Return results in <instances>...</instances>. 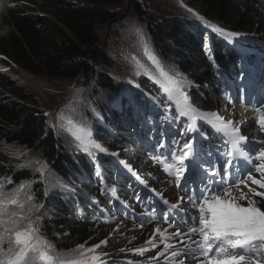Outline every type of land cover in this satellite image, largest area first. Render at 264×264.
Returning <instances> with one entry per match:
<instances>
[{"label":"trees","instance_id":"trees-1","mask_svg":"<svg viewBox=\"0 0 264 264\" xmlns=\"http://www.w3.org/2000/svg\"><path fill=\"white\" fill-rule=\"evenodd\" d=\"M126 1L2 0L0 3V148L8 146L14 149L13 153L28 152L25 160L41 159L38 169L44 168L41 178L40 172L32 167L34 164L11 162L0 153V182L7 192L21 184L28 186L32 203L42 205L36 213L40 216L41 232L59 254L70 258L78 255L80 245L85 249L100 245L95 252L99 257L96 264H141L160 246L149 236L137 248L128 246L111 226L118 202L126 201L132 187L129 184L132 175L129 178L123 170L131 168L129 173L134 175L141 171L133 168L125 152H120L123 148L120 142L104 127L113 129L123 141L137 144L142 133L151 132L154 137L157 129L167 126L169 141L163 147L166 150L184 146L192 134L187 119L179 115L160 88L148 79H138L128 69L132 50H123L119 67L106 49L99 47V30L116 20L118 15L114 11H120ZM187 1L201 7L209 20L224 24L227 31H236V35L237 32L263 35L264 0ZM7 5L9 8L5 9ZM128 6L145 21V35L163 58L195 72L203 70L204 80L212 83L215 90L221 76L235 73L238 57L225 55L232 52L222 51L218 37L219 40L213 37L200 48L202 37H199L203 32L196 38L179 27L177 20L158 22L134 0ZM208 28L215 34L212 27ZM247 55L252 59L251 54ZM97 59L105 67L100 76L91 65ZM5 66L11 68L9 75L1 71ZM20 72L63 83V89L85 74L86 80L75 87L78 95L71 101L78 100L77 109L89 124L92 137L110 141L105 151L92 147L83 151L72 135L65 138L52 129L51 118L44 114L39 97L15 78ZM207 94L192 91L189 104L203 110L209 102L204 99ZM117 100L119 107L110 105ZM129 120L135 132L127 130ZM175 131L180 135H171ZM196 132L199 141L202 129ZM157 147L161 148L159 143ZM120 176L124 179L117 178ZM26 195L25 187L23 200ZM145 202L141 200V205L145 206ZM261 202L264 204V199ZM140 249L146 250L140 254ZM109 254L113 257H107Z\"/></svg>","mask_w":264,"mask_h":264},{"label":"rangeland","instance_id":"rangeland-1","mask_svg":"<svg viewBox=\"0 0 264 264\" xmlns=\"http://www.w3.org/2000/svg\"><path fill=\"white\" fill-rule=\"evenodd\" d=\"M130 3L131 0H128L124 3L120 11L119 9L114 11L118 15L116 20L110 24H107L105 28L100 29L98 33L101 41L99 46L100 49H103V47L106 49V52L110 54L109 56L111 57L114 64H117L119 67H121L120 64H118V61L122 60L121 54L123 50L126 52H130V50H132V53L137 55L131 53L129 61L132 62V64L128 65V69L132 71V74L138 79H148L156 87H159L164 93L165 97L168 98V93L165 91V87H168L169 85L166 83L164 77H162L157 71L152 60L149 59V56L146 55L145 48H147L148 52L159 62V65L163 69L164 73H166L168 77L175 81L177 85H183L182 91L184 96L187 97V100H189L188 96L192 91L197 90L201 92L202 95L203 92H208L204 99L209 100V102L207 106L203 107V110L192 106L194 109L198 110L199 113H216L219 117L223 118L224 121H232L234 125L240 128V130L244 131L253 129L251 121L254 122V120H250L248 123H243L248 115L243 116V112L240 114L237 111L238 113H236V117H234L232 113L236 110L235 107L229 104L226 98L220 99L217 90L213 88V84L208 83L207 80H204L205 72L203 70H197L195 72L189 67L184 68L177 66L176 62L163 58V56H161L158 51L153 49L150 40L145 35L147 33L145 27L146 23L145 21L141 20L140 17L135 16L132 8L128 6ZM134 3L141 5V8L144 10V12L151 17L156 18L158 22L164 20H177L179 27L184 28V30H186L189 35L194 34L196 38L201 32H203L199 37V39L202 37L200 48H202V44L206 45V42H209L211 38H217L215 34L218 35V33L227 39V41H229L228 43L235 42L245 46L257 44L263 45L261 42H263L264 39L258 40L259 37L257 35L246 37L247 35L244 33L237 32L236 35V31H227L226 28L223 27L225 26L224 24L219 22L216 23L215 20H209L206 18L201 7L192 6L187 0H134ZM5 7V9H7L9 8V5ZM197 17L202 19H198ZM199 20H202L204 23L199 22ZM208 25L213 29H222L223 33L231 32L233 35L229 38L218 31H215L214 34L213 31L208 28ZM261 32L263 34H261V37L264 38V29H262ZM242 37H246V40H243ZM252 37L257 38L258 41ZM220 43L223 51H226V53L231 52L229 48L222 46L227 42L220 41ZM238 61H240V57H238ZM238 61L235 59V62ZM91 65L92 67H95L97 76H100V73H102L105 69V67L99 63L98 59L92 61ZM10 70L11 68L7 66L1 67V71L3 73L6 72L8 75ZM251 72L252 70H250L249 73L245 75L244 82H249V78H252ZM196 75L199 77L195 78ZM11 76H13V73H11ZM86 77L84 74L83 76L76 79V81L73 83L68 84L65 89H63L65 86L63 83L48 81L42 77L33 78L24 74L23 72H20L19 74L16 73L15 78H17L25 86H28L34 92V94L39 97L40 105L42 106L44 114L49 115L51 118V125L54 126L52 129H57L61 136L63 135L65 138L71 136L70 132L65 130L66 128H69V126L71 127V125L68 123V121H71L72 124L78 128L84 129L89 134L88 136L90 138H88V140L101 145L103 148H106L111 144L110 141L98 140L92 137L89 124L85 119L81 118V112L77 109L78 100L71 101L72 98H75L78 95L75 87L79 86L80 82L85 81ZM171 103L176 106L173 101H171ZM116 104H118V101H115L114 104L110 102L111 106H116ZM261 112H264V108L261 109L259 115ZM58 117H63V119H58ZM62 121H65V123L61 124L60 122ZM240 121H243L242 124ZM126 125L127 128H129L127 129L128 131H136L134 124L131 123V120H129ZM104 129H106L111 134H115L113 129H107L106 127H104ZM164 132L165 128L162 130H157L155 134L157 141L159 139H163L165 136ZM138 134L139 133H135L136 137L139 136ZM175 134L176 133L174 132V135ZM141 139L142 143L140 144L127 143L123 140H120V144L123 147L120 152H125L124 156H126L127 160L132 163L134 169L141 171V174L151 173L150 179L146 178L148 183H141L139 181V177L137 176L130 180L129 184L132 185V187L127 193L126 201L122 204L118 202V206H116L115 212L111 217V226H113V228L116 230L117 236H119L122 241L126 242L128 246H140L147 241L146 236L153 237L155 238V243L164 245L165 240L156 233L155 228L157 226L155 225L157 223V219L160 222V227L162 228L165 223L170 224L169 222H166V215L171 216L179 224L180 231L182 233H187L191 227H198V220L194 218L198 217L199 213L197 208L193 207L190 201L189 207H178L181 209V216L170 212L171 198L174 200L173 196L177 197L180 192L176 190L175 186L174 190H176V192L173 193L171 190L170 183L173 181L175 176L169 175L164 171L161 161L169 163L173 162L172 155L167 156L160 153L159 150H156L154 146L151 145L153 139L152 137L141 134ZM261 144H264V141H261ZM261 148H264V146H260L257 151H259ZM13 151L14 149L8 146H3L0 148V153L11 162H15V160H21L22 163L28 164V166H32V164H34L32 167H35L36 169H38V166H41V159L31 158L30 160H25V158L28 156V152L13 153ZM185 163L189 166L191 164L197 165L194 164L193 158L186 161ZM187 173L193 174L198 180H201V173H199V170L190 169ZM157 175H159V178ZM205 180L206 179H204L203 182ZM151 185H153V187H151ZM25 187L27 188V194H29L30 191L28 186L25 185ZM141 187L143 189H141ZM158 192L160 197L157 201L152 200L151 203L145 202V206H140L139 199L141 197L144 196L143 199L145 200L149 199V197L147 195L145 196L144 194L149 193L156 196ZM166 192H168V195H163ZM194 193L195 192L193 191L185 189V196L188 199L189 197L193 196ZM168 196L171 197L168 200L169 203L166 205L164 201L168 199ZM20 198L23 200L22 196ZM241 200L242 201L238 199L239 204L241 206H247L248 200L253 199L247 197L246 199ZM254 201L256 207L262 204V209L264 210V204L262 202L260 203L258 200ZM153 211L155 214L159 215L160 219L154 216ZM172 227L177 230L175 224H173ZM197 237L199 236L192 235L190 241H194L197 239ZM185 239L187 241L189 240L187 237H185ZM192 246L195 247V245ZM107 257L112 258L113 256L112 254H109ZM156 257L157 252L151 253L146 257V261H142L141 264H150L151 260H155ZM179 259L181 260L182 257ZM202 259V257L186 255L183 261L185 264H191L190 261H193V264H201ZM262 262L263 261H261V264H263Z\"/></svg>","mask_w":264,"mask_h":264},{"label":"snow or ice","instance_id":"snow-or-ice-1","mask_svg":"<svg viewBox=\"0 0 264 264\" xmlns=\"http://www.w3.org/2000/svg\"><path fill=\"white\" fill-rule=\"evenodd\" d=\"M213 30L221 32L229 38L233 35L223 33L222 29L214 28ZM145 53L169 85L165 87V91L168 93V100L176 104L179 115L188 117L190 121H195L198 117L205 120L211 118L216 122L213 124L216 130L223 133L225 143L231 146L226 153L227 159L223 165V172L218 173L215 169L205 168L207 175L201 177V182L208 179V184H216L217 181L213 178L217 175L221 177L220 182L226 180L229 170L233 166L234 158L239 154L241 159H247L249 163L259 162L254 169L256 173H259V179L253 178L252 170L248 171L247 178L251 180L252 184L264 189V148H261L255 156L246 154L241 145L246 143L247 138L241 135L240 128L232 121H224L216 113H199L188 103L187 97L182 91L183 85H177L164 73L159 62L148 52L147 48H145ZM256 111L260 112L261 110L256 109ZM58 119H63V117H58ZM68 123L71 127L65 130L69 131L78 141V147L83 151H89V147L105 151L101 145L88 140L89 134L84 129L78 128L71 121ZM257 123L261 131L264 132V112H261L257 117ZM187 127L188 130H194L193 123H189ZM160 147L163 148L164 144L161 143ZM184 148L188 151H184L180 155L173 153V162L161 161L164 171L175 176L178 187L182 180L187 179L186 173L190 166L185 162L193 158L192 142L186 141ZM23 166L21 165V167ZM37 171L43 178L44 168L41 167ZM141 182L143 183V181ZM242 182L237 181L231 186L238 187ZM9 183H11L10 180ZM24 188L25 185L21 184L12 192H7L4 190V184L0 182V264H96L99 257L95 255V252L100 245L87 249L80 245L76 250L78 255L70 258L57 252L54 245L41 232L40 216L36 213L39 212L42 205L33 204V197L30 194L21 200ZM249 191L253 193V196L264 197V192H257L251 188ZM238 199H246V197L243 195L239 198L232 197L230 188H225L222 198L217 191L205 185L201 189L199 197L195 193L189 197L193 207L197 208L199 216L194 218L198 220V227H191L187 233L180 231V226L173 217L166 216V222H169L170 226L175 224L177 228V231L172 235L179 237V242L184 245L183 248L171 253V259L175 261V264H185L183 260L176 259L181 255L202 257L201 264H261V261H264V210L256 207L254 200H248L247 206H241L237 202ZM164 203L167 205L169 202L164 201ZM177 209L178 205L170 206L173 213ZM156 231L160 232L159 229ZM160 235L162 239H167L164 233H160ZM192 235H198L200 239L184 244V238L187 237L191 240ZM174 247L175 245L171 243H164L165 250ZM145 250L138 251L143 254Z\"/></svg>","mask_w":264,"mask_h":264},{"label":"bare ground","instance_id":"bare-ground-1","mask_svg":"<svg viewBox=\"0 0 264 264\" xmlns=\"http://www.w3.org/2000/svg\"><path fill=\"white\" fill-rule=\"evenodd\" d=\"M219 39H220V41H223V42H227L226 44H224V45H222V46H225V47H227V48H229L230 50H231V54H225V55H228V57H236V56H243V55H246V54H248L249 52H247V53H245V54H240V53H244L245 52V49H246V47H249V46H245V45H241L240 43H235V42H230V43H228L229 41H227V39H225L224 37H222L219 33H218V35L217 34H215ZM233 50V51H232ZM237 50H240V51H237ZM223 51V50H222ZM223 52H226V51H223ZM229 53V52H228ZM245 66L242 68L244 71H245V75H247V69H248V66L246 65V64H244ZM249 65V64H248ZM237 76L238 77H241L242 78V74L240 73H237ZM248 86L249 87H247V85H245V87H244V89H246L247 91H248V89L249 90H254V89H252L253 88V85L252 84H248ZM242 90V89H241ZM260 94H262V97H264L263 95H264V89H262L261 91H260ZM168 99V98H167ZM258 99H260V98H258ZM113 101V100H112ZM118 101V107H119V105H120V100H117ZM116 101V102H117ZM170 103H171V101L170 100H168ZM256 101H258V100H256ZM254 102V104H259V103H257V102ZM260 101V100H259ZM188 103H190V100H188ZM173 104V103H172ZM117 105V104H116ZM174 105V104H173ZM174 108L176 107L175 105L173 106ZM227 108V107H226ZM237 109V108H236ZM236 111L237 110H235L232 114L234 115V117H236ZM245 111V110H244ZM247 115V111H245V112H243V116H246ZM240 123H241V121H240ZM242 124V123H241ZM242 126V125H241ZM106 141V140H105ZM246 167V166H245ZM245 171V174H248V169H247V167H246V170H244ZM117 178H119V179H124V177L123 176H120V177H117ZM229 181V179H227V182ZM204 182H208V181H204ZM231 192H234V191H231ZM184 195H185V193H183ZM135 248H137L136 246H135ZM155 248V247H154ZM153 248V249H154ZM156 249V248H155Z\"/></svg>","mask_w":264,"mask_h":264},{"label":"clouds","instance_id":"clouds-1","mask_svg":"<svg viewBox=\"0 0 264 264\" xmlns=\"http://www.w3.org/2000/svg\"><path fill=\"white\" fill-rule=\"evenodd\" d=\"M246 37H250V36H246ZM245 37V38H246ZM254 39H256L257 40V38H254ZM261 39H263L262 37H259V39L258 40H261ZM257 40V41H258ZM249 47H253V45H251V46H249ZM248 47V48H249ZM174 106V105H173ZM114 136H115V138H119V137H117L116 136V133L115 134H113ZM120 140H122L121 138H119V140L117 139V141H119L120 142ZM126 142V141H125ZM130 143V142H129ZM137 171H139L138 169H136ZM123 172H127V173H129V171L128 170H123ZM131 174H133V172L131 173ZM140 175V176H139ZM139 175L137 176V177H139V179L140 180H145V183H148V181L146 180V178L147 179H150V178H148L149 176H146L145 177V174H141V172H139ZM136 176V175H135ZM158 177V176H157ZM159 178V177H158ZM151 187H153V185H151ZM171 190H172V188H171ZM163 195H168V192H166V193H164ZM156 198L157 197H160V195H159V192L156 194V196H155ZM246 198L248 197V196H245ZM168 198H170V196H168ZM250 199H253V200H258V201H260V203H261V200L260 199H257V198H252V197H250ZM169 200V199H168ZM177 199H176V197L174 196V200L172 201L173 203L172 204H175L174 202L176 201ZM165 201H167V200H165ZM258 207H260V209L261 210H263L262 208H261V206H258Z\"/></svg>","mask_w":264,"mask_h":264}]
</instances>
